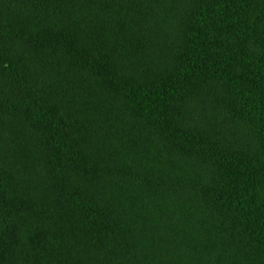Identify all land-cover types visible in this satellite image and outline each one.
Returning <instances> with one entry per match:
<instances>
[{
    "label": "trees",
    "instance_id": "16d2710c",
    "mask_svg": "<svg viewBox=\"0 0 264 264\" xmlns=\"http://www.w3.org/2000/svg\"><path fill=\"white\" fill-rule=\"evenodd\" d=\"M0 264H264V0H0Z\"/></svg>",
    "mask_w": 264,
    "mask_h": 264
}]
</instances>
